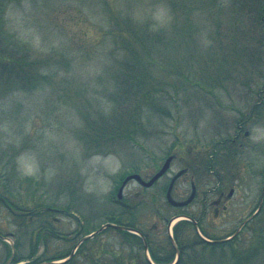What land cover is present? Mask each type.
Here are the masks:
<instances>
[{
    "label": "rangeland",
    "instance_id": "rangeland-1",
    "mask_svg": "<svg viewBox=\"0 0 264 264\" xmlns=\"http://www.w3.org/2000/svg\"><path fill=\"white\" fill-rule=\"evenodd\" d=\"M261 192L264 0H0V264H148L144 243L156 264H264L251 226L223 248L171 224L220 238ZM253 215L262 235L264 196ZM117 220L141 236L84 238Z\"/></svg>",
    "mask_w": 264,
    "mask_h": 264
},
{
    "label": "flooded vegetation",
    "instance_id": "flooded-vegetation-1",
    "mask_svg": "<svg viewBox=\"0 0 264 264\" xmlns=\"http://www.w3.org/2000/svg\"><path fill=\"white\" fill-rule=\"evenodd\" d=\"M247 132H245L246 134ZM186 173V170L183 169V174ZM180 175V176H181ZM233 193L234 190L233 188H230L228 190V192L225 194V191H220L218 193V198L214 200V203H216V207H215V211L216 213H220V211L222 210V212H224L227 209V201H229L232 197H233ZM263 192H261L260 194V201L259 203L261 204L262 199H263ZM258 203V204H259ZM258 209V207H256L253 211H251L249 214H247L238 224V227L233 231V232H228L225 233V235H223L220 238H214V239H220L221 241L219 243H217L218 245H220V247L226 248V246H228V244H231V242L236 238V236H238V234L245 229L247 226H251V231L252 233L256 236V238H259V241H261V236L263 237L262 240L264 241V233L262 235L258 234V225L253 224L252 221L255 219L256 216H254V212ZM180 214H184V213H180ZM198 222V221H197ZM126 226H128L129 228H135L134 226H132L131 224H126ZM263 229H260V231H263ZM126 233H131L129 230H124ZM131 235V234H129ZM202 241V240H201ZM257 241V240H256ZM261 247H264V245H262Z\"/></svg>",
    "mask_w": 264,
    "mask_h": 264
},
{
    "label": "water",
    "instance_id": "water-1",
    "mask_svg": "<svg viewBox=\"0 0 264 264\" xmlns=\"http://www.w3.org/2000/svg\"><path fill=\"white\" fill-rule=\"evenodd\" d=\"M172 159V156H169L165 162L163 163V165L161 166V168L149 179V180H144L142 179V177L137 174V173H133V174H130L128 176H126L123 181H122V184L121 186L119 187V190H118V193H117V196L118 197H121V192H122V189L124 187V185L126 184V182L132 178H134L135 180H137L139 183L145 185V186H149L151 185L157 178H159L166 170L167 168L169 167V164H170V161ZM182 171H179L175 176H173V178L171 179L170 183H169V186H168V189H167V193H166V198L168 200L169 203H171L172 205L174 206H183V205H186L187 203H189L193 197H194V194H195V186L192 185V191L190 193V195L185 199V200H182V201H178V200H175L172 196H171V189L173 187V184H174V181L175 179L178 177V175L181 174ZM108 226H113V227H116V228H120V229H125L126 227L125 226H122V225H118V224H115V223H111V222H108L106 223L103 227H101L99 230L89 234L88 236H92L94 235L95 233H97L98 231H100L101 229L105 228V227H108ZM87 236V237H88ZM208 241H211L209 239H206ZM146 247V246H145ZM147 259L148 261L149 258L147 256ZM66 259L64 260H61V261H47V262H44L42 264H57L59 262H63L65 261ZM151 264H153L151 261H150ZM176 262H174L173 264H175ZM8 264H9V261H8Z\"/></svg>",
    "mask_w": 264,
    "mask_h": 264
},
{
    "label": "trees",
    "instance_id": "trees-1",
    "mask_svg": "<svg viewBox=\"0 0 264 264\" xmlns=\"http://www.w3.org/2000/svg\"><path fill=\"white\" fill-rule=\"evenodd\" d=\"M63 256H65V255H62V256H60V257H63ZM155 259H156V257H155ZM156 260L159 261L158 258H157ZM23 264H29V262H28V263H23Z\"/></svg>",
    "mask_w": 264,
    "mask_h": 264
}]
</instances>
